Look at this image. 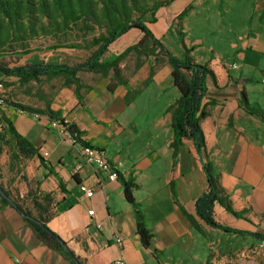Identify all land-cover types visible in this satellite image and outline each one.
I'll return each mask as SVG.
<instances>
[{
  "label": "crops",
  "instance_id": "obj_1",
  "mask_svg": "<svg viewBox=\"0 0 264 264\" xmlns=\"http://www.w3.org/2000/svg\"><path fill=\"white\" fill-rule=\"evenodd\" d=\"M256 2L261 5L259 14L253 32L246 35L241 49L262 56L264 0ZM190 3V0L172 2L157 13L158 22L152 26L161 22L172 25L175 15ZM152 32L175 57L182 56L183 43L175 38L165 40V32L161 37ZM195 61L208 63L214 72L215 83L209 84L203 102L213 100L216 105L209 109V116L201 123L204 157L196 154L188 140L183 141L178 151L176 197L194 215L195 200L207 189L203 172L207 158L220 174L221 187L232 209L235 212L246 210L243 217L238 218L215 204L214 219L241 235L211 227H204L202 233L195 231L180 213L168 186L173 162L170 114L165 110L161 125L147 124L150 128L138 131V124L130 115L131 103L125 102V87L109 92L108 82L102 81L83 94L79 92L80 103L75 100L70 108H50L60 111L61 117L76 127L83 143L105 153L116 167V181H109L104 173L86 163L78 149L63 141L58 130L51 127L47 117L2 108L17 133L27 138L42 157V164L36 157L25 161L24 172H21L26 177L23 184L14 182L4 189L16 192L24 203L31 201L29 194L37 197L38 202L42 195H50L51 216L46 225L79 264H107L119 259L126 264H264V249L258 248L262 241L258 237L264 226V120L249 115L242 108L240 93L237 94L239 86L233 88L234 91L231 88L240 77L236 79L226 74L232 81L225 79L219 67H215L221 65L218 59ZM144 66L149 71L148 64L141 69ZM166 66V74H153V81L169 76L170 67ZM130 85L131 82L128 88L132 91ZM229 116H232V124L235 120L230 129L227 128ZM160 126L163 129H158ZM251 129L258 130L259 135L251 134ZM127 181L135 185L134 203L139 205L152 235L149 248L142 247L139 241L134 206L124 197L123 183ZM88 211H93V215L89 216ZM212 235L218 236L216 246L210 239ZM0 264L72 263L37 237L10 204L3 205L0 201Z\"/></svg>",
  "mask_w": 264,
  "mask_h": 264
},
{
  "label": "trees",
  "instance_id": "obj_2",
  "mask_svg": "<svg viewBox=\"0 0 264 264\" xmlns=\"http://www.w3.org/2000/svg\"><path fill=\"white\" fill-rule=\"evenodd\" d=\"M174 1L176 0H0V76L2 77L0 84L9 86L3 78L14 79L20 85L40 83L42 79L47 81L60 79L62 88H74L73 93L77 102L80 103V90L83 88L89 90V87L80 82L78 74L90 72L100 74L101 78L110 76L114 84L107 86L109 92H113V88L119 86L125 87V102L128 103L130 101L128 94L131 91L121 74L122 61L131 52L146 57L149 68L147 81L151 82L154 61L158 62L159 58H163L170 67L169 76L172 86L178 92V97L166 109V113L170 114L172 132L170 148L173 162L168 180L171 198L195 231L202 233L204 227H211L224 233L241 235V232L222 226L214 219L215 204L238 218H242L246 210L235 212L232 209L229 197L221 187L220 174L207 158L203 164L207 189L195 200L194 215L190 214L176 197L178 151L183 141L188 140L192 143L196 154L200 158L204 157L205 142L201 123L209 116V109L216 103L213 100L203 102L207 98L209 84L215 83V75L208 63L200 64L195 61L194 47L187 48L183 45L182 56L177 58L161 44L149 28L158 22L157 13ZM190 10L192 6L188 5L176 14L168 30L175 23L180 24ZM130 30L139 31L143 36L142 39L128 46L122 53L101 60L108 47ZM180 35L182 36V33ZM40 40L50 41L45 47V50L49 52L81 49H92V51L85 61L72 65L24 62L19 66H8L7 58L29 55L37 50L30 49V44ZM228 80L232 81V78L228 76ZM234 84L237 85L238 81H234ZM239 93L242 108L249 115L264 120V111L248 104L243 88ZM3 106L11 107L20 113L43 115L49 121H57L66 126L78 142L88 146L80 140V133L75 126L64 123L65 119L61 117L60 111L50 109L49 102H46L43 109H33L0 100V153L2 146L7 147L9 157L14 164L19 163L21 159L30 160L34 157L38 158L42 164V157L27 138L17 133L12 121L2 110ZM231 126L232 116H229L227 128L230 129ZM123 184L124 197L134 206L139 241L142 247L149 248L152 235L146 227L139 205L134 203L132 190L135 185L131 181ZM0 190L3 192V195H0L1 203L10 204L37 237L64 254L72 264H79L65 244L46 225L47 219L51 216L49 206L52 203V197L50 195H42L40 202L37 201V197L28 195L36 212V215H32L22 206L20 203L22 201L17 196H12L1 185ZM258 238L264 241V232Z\"/></svg>",
  "mask_w": 264,
  "mask_h": 264
},
{
  "label": "rangeland",
  "instance_id": "obj_3",
  "mask_svg": "<svg viewBox=\"0 0 264 264\" xmlns=\"http://www.w3.org/2000/svg\"><path fill=\"white\" fill-rule=\"evenodd\" d=\"M190 2L192 10L189 11L187 17L180 24L175 23L168 30V23L161 22L154 27L149 26L150 30L155 31L160 37L162 32H165L164 38L167 41L175 38L187 48L194 47L193 57L196 60H201V58L207 60L218 59L221 65L215 67H219L225 79L229 76H226V74L241 79L237 85L233 84L231 86L232 90L234 91L236 86H239V89L243 88L248 104L251 107H259L264 110V85L261 84V80L264 78V55L246 53L245 49H241L246 35L253 32L254 21L257 19L258 9L261 5L257 4L256 0H218L217 4L212 0H190ZM165 27H167V31ZM180 33H182V36ZM142 37L139 31L130 30L108 47L101 60L122 53L128 46L138 43ZM48 43L50 41L40 40L34 42L30 44V49L37 50L26 56H11L6 59V63L9 67L22 65L24 62L72 65L85 61L92 51V49H81L49 52L45 50ZM242 54L245 56L238 57ZM231 63L236 64L237 68L235 70L227 69ZM143 65H147L146 57L133 52L129 53L120 64L123 78L127 84L131 82L132 91L128 94L131 103L130 115L138 124V131L141 129L146 130L150 128L149 126L153 127L154 124L161 125L163 119H165L164 113L168 104L178 97V92L172 86L169 76L157 82L153 80L148 82V70L146 66L141 69ZM225 66L227 67L225 68ZM166 67L163 58H159L158 62L154 61V75L159 73L164 76ZM139 70L141 71L139 72ZM78 77L83 85L91 88L99 86L102 81L108 82V85L114 84L110 80V76L101 78L100 74L90 72H80ZM0 80H2L1 76ZM3 81L9 85L8 87L3 85L0 90V100L5 103L43 109L46 102H49L50 108L57 106L70 108L76 100L73 93L74 88H62V80L60 79L51 81L42 79L40 83H29L27 85H20L14 79L3 78ZM85 92V88L80 90V94ZM237 94L239 95V92ZM2 108H5V106ZM234 124L235 120L232 126ZM159 128L163 129L162 126ZM251 131V134L259 135L260 133L256 129H251ZM208 137L210 138V136ZM209 142L210 139L208 144ZM25 161L21 159L19 163H16L17 165L14 164L9 157L7 147H1L0 185L3 188L12 186L14 182L22 184L25 182L26 177L21 175V172H24ZM10 193L12 196L17 195L14 191ZM20 203L32 215H36L31 201ZM217 237L215 235L210 237L212 244L215 246L217 245Z\"/></svg>",
  "mask_w": 264,
  "mask_h": 264
},
{
  "label": "built area",
  "instance_id": "obj_4",
  "mask_svg": "<svg viewBox=\"0 0 264 264\" xmlns=\"http://www.w3.org/2000/svg\"><path fill=\"white\" fill-rule=\"evenodd\" d=\"M236 68L237 66L235 63H232L227 67L228 70H235ZM261 84L264 85V79H262ZM2 86L3 85L0 84V90ZM64 123L67 124L68 122L65 120ZM50 125L52 128L58 130V133L63 139V141L69 143L70 145L78 149V151L81 153L86 163L92 164L97 169V171L104 173L109 181L117 180L118 177H117L116 167L108 161V159L105 156V153L102 150L91 147L89 145L88 146L82 145L80 142L77 141L75 136L69 133L66 126L62 125L57 121L54 120L50 121ZM88 215L92 216L93 211H88ZM263 232H264V226H263ZM116 242L119 243L120 239H116ZM258 248L264 249V241L260 242ZM107 264H126V263L123 260L119 259L109 262Z\"/></svg>",
  "mask_w": 264,
  "mask_h": 264
},
{
  "label": "water",
  "instance_id": "obj_5",
  "mask_svg": "<svg viewBox=\"0 0 264 264\" xmlns=\"http://www.w3.org/2000/svg\"><path fill=\"white\" fill-rule=\"evenodd\" d=\"M0 195L2 196L3 195V192L0 190Z\"/></svg>",
  "mask_w": 264,
  "mask_h": 264
}]
</instances>
